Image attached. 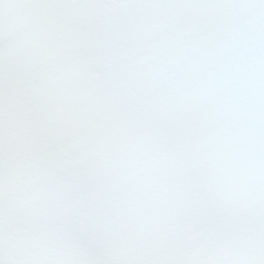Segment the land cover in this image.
Masks as SVG:
<instances>
[{
	"label": "snow or ice",
	"instance_id": "6c2138e0",
	"mask_svg": "<svg viewBox=\"0 0 264 264\" xmlns=\"http://www.w3.org/2000/svg\"><path fill=\"white\" fill-rule=\"evenodd\" d=\"M0 264H264V0H0Z\"/></svg>",
	"mask_w": 264,
	"mask_h": 264
}]
</instances>
